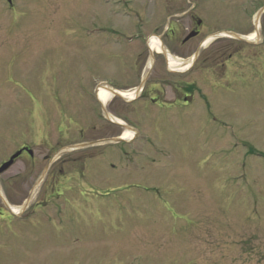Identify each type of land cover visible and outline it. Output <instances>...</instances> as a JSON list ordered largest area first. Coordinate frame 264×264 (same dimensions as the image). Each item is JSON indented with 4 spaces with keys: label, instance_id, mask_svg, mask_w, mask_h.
Listing matches in <instances>:
<instances>
[{
    "label": "rangeland",
    "instance_id": "374dc122",
    "mask_svg": "<svg viewBox=\"0 0 264 264\" xmlns=\"http://www.w3.org/2000/svg\"><path fill=\"white\" fill-rule=\"evenodd\" d=\"M136 1L0 0V162L23 144L41 162L49 152L55 154L53 161L59 150L71 157L78 152L70 149L81 143L102 142L105 132L92 129L96 122L90 115L96 116L97 108L91 92L99 76L117 71V62L124 59L114 56L119 47H99V27L129 29L124 14ZM253 5L228 0L227 11L228 16L243 15L251 34L250 15L259 9ZM261 24L264 30V13ZM106 35L101 33L103 39ZM133 49L124 47L122 57H131ZM247 61L255 71L231 83L236 92L229 91L226 111L217 119L160 118L141 105L135 120L155 155L137 162L139 173L125 172L122 164L116 172L108 169L117 174L114 179L97 178L94 186H85L95 193L92 206L99 208L83 207L82 225L32 227L37 248L32 263L264 264V68L259 61ZM124 104L119 100L108 108L114 107L119 117ZM73 114L77 125L66 131ZM29 161L5 169L1 193L4 185L15 189L6 180L23 173L24 166L26 173ZM39 164L26 179L25 195L31 188L40 190L33 186L46 160Z\"/></svg>",
    "mask_w": 264,
    "mask_h": 264
},
{
    "label": "flooded vegetation",
    "instance_id": "af4514ba",
    "mask_svg": "<svg viewBox=\"0 0 264 264\" xmlns=\"http://www.w3.org/2000/svg\"><path fill=\"white\" fill-rule=\"evenodd\" d=\"M249 1L253 6L259 4V9L250 15L249 20L254 29L253 39L252 31L244 24L243 15L228 16V0H152L153 4L150 0H137L125 10L124 15L130 21L129 29L99 27V47H119V51L115 48L117 54L114 56L124 59L117 62V71L99 74L100 78L91 92L97 108V115H90L96 122L92 129L105 132L106 136L99 143L98 138L91 140L96 144L84 149H70L72 153L78 152L71 157H67V151L63 150L57 152L59 155L53 161L54 152L45 155L41 162L46 160V165L33 186V189L38 186L40 190L31 188L29 192H36L29 201L27 199L32 193L25 195L29 186L26 179L41 166L31 146H19L0 162L1 167L16 152L18 157L13 165L21 159L30 160L27 174L24 166L23 173L6 180V186L13 182L15 189L10 191L4 185L3 192H0V264H33L37 248L29 233L32 227L82 225L79 219L83 218V207L86 211L99 208L92 206L95 200L89 199L95 193L85 186H94L97 178L114 179L117 174L113 175L108 169L116 172L122 164L126 165L125 172L134 174L139 163L143 164L146 158L148 160L150 154L155 155L156 150L149 147L152 142L148 141L145 130L139 127V121L135 120L141 105L148 106L149 113L160 118L179 114L185 118L217 119L218 115L225 113L227 94L236 92L231 83L237 79L238 82L243 81L246 74L255 71L247 67V60L259 61L264 68L261 58L264 54L261 24L264 4L261 7L263 0ZM101 33L107 34L105 39ZM113 36L119 38L114 40ZM247 46L253 49H246ZM124 47H134L131 57H122L125 56L122 54ZM128 76L130 82L125 81L124 77ZM119 100L125 104L122 106L124 112L117 117L115 113L118 112L112 111L114 107L108 106ZM49 116V122H54ZM67 119L68 125L55 127L54 124V130L58 132L66 125L67 131L73 124L77 125L74 114ZM125 131L128 133L126 137ZM63 143L62 140L57 143L59 149ZM94 147L96 150H91ZM50 149L54 146L51 145ZM7 170L0 172V178ZM24 173L26 175L22 177ZM13 202L16 203L15 211ZM67 205L75 212H68Z\"/></svg>",
    "mask_w": 264,
    "mask_h": 264
},
{
    "label": "water",
    "instance_id": "95a60500",
    "mask_svg": "<svg viewBox=\"0 0 264 264\" xmlns=\"http://www.w3.org/2000/svg\"><path fill=\"white\" fill-rule=\"evenodd\" d=\"M15 157H17V155H14V156L12 157V159H11L9 162L5 163V164L0 168V172H2V171H4L5 169H7V168L12 164V162H13V160H14Z\"/></svg>",
    "mask_w": 264,
    "mask_h": 264
},
{
    "label": "bare ground",
    "instance_id": "6f19581e",
    "mask_svg": "<svg viewBox=\"0 0 264 264\" xmlns=\"http://www.w3.org/2000/svg\"><path fill=\"white\" fill-rule=\"evenodd\" d=\"M253 38H254V34L251 35V39H253ZM127 134H128V133L125 131V133H124V137H126ZM78 149H79V148H78Z\"/></svg>",
    "mask_w": 264,
    "mask_h": 264
}]
</instances>
